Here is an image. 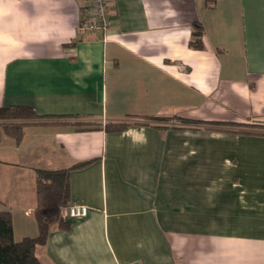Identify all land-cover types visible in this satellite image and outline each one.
<instances>
[{"label": "crops", "instance_id": "crops-1", "mask_svg": "<svg viewBox=\"0 0 264 264\" xmlns=\"http://www.w3.org/2000/svg\"><path fill=\"white\" fill-rule=\"evenodd\" d=\"M87 2L0 0V105L100 124H27L19 140L0 126L13 239L38 232L35 170L87 162L68 202L87 214L62 212L43 264H264V134L133 122H264V0H108L105 37L78 29ZM196 21L203 49L188 45Z\"/></svg>", "mask_w": 264, "mask_h": 264}, {"label": "trees", "instance_id": "trees-1", "mask_svg": "<svg viewBox=\"0 0 264 264\" xmlns=\"http://www.w3.org/2000/svg\"><path fill=\"white\" fill-rule=\"evenodd\" d=\"M216 0H205L207 8H213ZM204 28L201 22L192 24L191 38L188 45L194 49H203ZM171 119H178L179 125L204 127L222 131L264 134V122H226L192 119L178 115L141 116L143 124L168 127ZM128 119L107 121L103 125L106 131H120L133 123ZM67 123L76 129L100 127L91 120L78 119L76 115L40 114L28 105H0V126L5 132L19 140L27 124ZM87 162L77 163L70 168L36 169L35 190L42 196V204L33 213L38 232L35 236H26L16 241L12 234V214L9 209H0V264H43L36 255V247L46 242L53 228L67 229L69 221L64 218L63 209L70 199L69 171L81 167Z\"/></svg>", "mask_w": 264, "mask_h": 264}, {"label": "built area", "instance_id": "built-area-1", "mask_svg": "<svg viewBox=\"0 0 264 264\" xmlns=\"http://www.w3.org/2000/svg\"><path fill=\"white\" fill-rule=\"evenodd\" d=\"M110 25L108 0H88L81 8L78 29L80 32L100 31L103 36ZM88 207L84 204H67L63 212L69 217L87 214Z\"/></svg>", "mask_w": 264, "mask_h": 264}, {"label": "rangeland", "instance_id": "rangeland-1", "mask_svg": "<svg viewBox=\"0 0 264 264\" xmlns=\"http://www.w3.org/2000/svg\"><path fill=\"white\" fill-rule=\"evenodd\" d=\"M168 122H170V123H176V122H178V119H171Z\"/></svg>", "mask_w": 264, "mask_h": 264}]
</instances>
